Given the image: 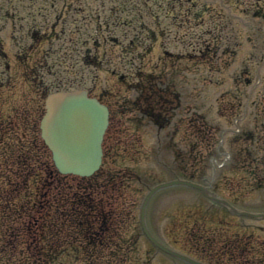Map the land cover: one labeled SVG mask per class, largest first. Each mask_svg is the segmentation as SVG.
<instances>
[{
	"label": "rangeland",
	"instance_id": "1",
	"mask_svg": "<svg viewBox=\"0 0 264 264\" xmlns=\"http://www.w3.org/2000/svg\"><path fill=\"white\" fill-rule=\"evenodd\" d=\"M7 25L10 26V22H7ZM239 28L242 27L238 25L237 29ZM221 40L223 44H218L216 51L212 53L214 59H221L225 56L233 58V56H237L239 53H241L242 59H244L247 56L244 47H249L251 50L257 42L254 38L246 40L245 37L240 41L236 52L232 54L229 49L228 53L224 52L227 48V38L222 37ZM5 46L10 49L8 43H6ZM140 50L141 49H134L133 52H139ZM181 55L187 60L190 59L188 63L192 64L194 61L193 52L190 53L189 50H184ZM128 56L129 54H127L126 60ZM157 57L158 54L156 52H149L148 58L151 63H155ZM241 60L237 63V66H240ZM150 62H147L146 58H144L143 61H137V66L135 62L134 65L136 70H133V73L139 75L127 76L125 79L131 92L127 93L126 101H122L124 106L120 105L119 108H117V114H114L117 120L111 124L110 128L113 132L110 141L114 149L113 155L111 154L112 158L108 159V165L106 166V168L109 166L112 170L111 173L113 174H111L110 178L112 183L115 178L114 173L117 174L118 177L115 178V184H110L105 181L108 184L104 185H111L115 188L112 193L114 197L116 195L117 232L115 233L119 234L122 239L137 238L136 247L133 248V244L131 245L132 249L136 250L131 252V264H185L181 261H175L169 258L160 251L155 249H153V251L151 248H148L147 242L140 235V232H138L137 221L134 223L125 220L124 223H122L120 217L131 212L132 215H135V218H137L139 203L147 192V189L156 182L154 179L158 178V176L161 175V177H163L161 180H166L181 178V176L184 175L191 177L193 173V170L190 173L183 170L181 167L183 163L179 159L181 156L178 155L179 151L187 145L186 140L183 142H180V140L188 133L184 129H181L178 132L174 131L173 135L171 129L162 130L154 125L151 120L144 118V116L140 117L135 110L136 108H134L133 98L135 95H138L136 96L137 103L135 106L140 107V104L144 101V96L140 101L139 92L146 88L149 80L147 82L145 78L143 79L140 73H142L144 69H152ZM196 69V71L182 73L181 77L183 76L187 81L192 78L196 81L197 77L204 74L199 67L196 66ZM150 75L151 77L153 76L152 74ZM179 76L180 75H175V77ZM163 78L164 77H162L161 80ZM119 81H121V79L118 76L116 78L112 77L110 80V90L117 85H121ZM129 84H131V86ZM8 94L9 93H4L5 97H7ZM11 96L12 94L10 93V97ZM2 109L5 111L4 113L10 109L8 100H5ZM112 110L114 112L116 106H113ZM212 110L213 112L216 110L215 102ZM120 112L123 113L119 114ZM7 120L8 122L5 124V128H8L10 125L9 119ZM5 132L10 134L12 130H5ZM30 134H32L31 130H29V135ZM189 138L192 139V137ZM106 145H108V142ZM12 147H15L16 150L19 149V152L22 151L20 145H9L7 149ZM25 148H28L26 152L29 155L38 158L32 160V157L26 153L32 163L40 162V166L36 168L35 171H31L33 176L29 177L27 183L21 186L20 200L22 203L28 202L29 200V204L24 209L21 219L14 218V216L9 214L3 207V204H0L3 210L6 211L4 213V219L0 221V234L1 229H6V227L11 226L13 221L18 222L21 226L20 233H22L20 242L25 239L23 246L22 244H18V246H20L19 251L26 247V252L19 257L18 254L23 250L18 252L16 249L15 252L8 251L6 253L2 252L0 249V264H16V262H20L22 259V264H29L28 261H30L31 264H48L50 260L53 259L56 251L62 250L66 246L65 242L68 225L66 222L67 217L64 216L66 215L65 212H75L76 210L73 209L74 207H72L71 204H67L65 208H62L59 212L54 211V215L48 218L46 202L48 192H59L54 186H60L61 190L66 189L69 192H74L77 186L85 184L77 177L68 176L66 178L61 177L54 179L52 185H49L50 179H48L49 186H47L46 180L48 174L46 172L47 169L50 168L48 151L41 143H34L33 141L32 143H28V140ZM220 151L228 152V148H223L221 145ZM203 157L205 158L206 154L203 155ZM189 161L192 165L193 162H195V160ZM201 161L202 160H199L200 164H196V176L204 170L206 176L204 178L200 177L197 180L202 181L217 194L225 196L233 204L243 209L250 211L264 210L263 181L260 187L254 189L253 185H249L252 184L251 181L253 178H250L251 176H249L248 173L244 175L240 172V175L235 173L232 176H228L222 172L221 167H215L214 170H212L209 164H205L204 161L203 163L207 165L208 169L203 168ZM221 163L222 158H218L216 164L221 165ZM189 164L190 163L187 162V165ZM240 164L243 165V163ZM251 165L252 164L249 163L247 168H250ZM123 167H126L125 169H132L136 174L128 176L129 174L125 172L124 175L119 177V170ZM10 168L11 166L5 168V171ZM196 176L192 177L196 178ZM34 177L37 179L40 177L44 178L45 186L39 193L36 192V179ZM102 177L104 179L106 178L104 176ZM122 181H129L130 186L124 187V185L128 183H123ZM35 201L40 202L36 205ZM111 201L112 200L108 202V205ZM132 203H136L137 206H134ZM69 207H71V210ZM2 208H0V212ZM78 214H81V208ZM148 214L151 228L164 244L171 246V240L175 238L173 231H175V234H180V239L178 241L182 248L181 251L190 253L195 258L205 261L211 260L210 258H212L214 261L213 264H218L217 262H219V264H264V219L258 220L232 216V214L225 211L221 206L202 196L198 191L186 187H173L172 189L159 192L152 198L148 207ZM169 217H172L173 221H178L179 223L174 225L172 233L165 231L171 226ZM32 224L34 225L33 229ZM31 229L32 233H28ZM84 230L85 229H79L77 226L75 235H79V233L84 232ZM34 234L35 236L37 235L36 240L33 239L35 237ZM106 234L108 237L110 234L112 235V233ZM211 238L217 239L219 244L215 245L210 243L208 246V242ZM234 240L239 243V247H234L233 251L228 253L224 252L221 258H218L216 254L212 253L214 249L220 248L224 246V244L230 245ZM176 243L177 241H173V245L176 246ZM1 245L2 241H0V247H2ZM226 246L227 245H225V247ZM208 247H210L212 252L207 250ZM60 254V257L55 259L53 264H88L86 260L88 257L85 252L80 254L79 257H74L72 253L67 252H62ZM40 255H42L43 259L35 262L33 259ZM118 259H123V257H118ZM96 263L98 264L97 260Z\"/></svg>",
	"mask_w": 264,
	"mask_h": 264
},
{
	"label": "water",
	"instance_id": "2",
	"mask_svg": "<svg viewBox=\"0 0 264 264\" xmlns=\"http://www.w3.org/2000/svg\"><path fill=\"white\" fill-rule=\"evenodd\" d=\"M59 96L48 99L42 129L45 141L60 171L90 174L100 163L106 110L80 95Z\"/></svg>",
	"mask_w": 264,
	"mask_h": 264
},
{
	"label": "flooded vegetation",
	"instance_id": "3",
	"mask_svg": "<svg viewBox=\"0 0 264 264\" xmlns=\"http://www.w3.org/2000/svg\"><path fill=\"white\" fill-rule=\"evenodd\" d=\"M254 14H260L261 7H255ZM262 19L259 21V24L254 28L255 38H256V44L253 46V52L252 54V60L250 62H247L244 64V62L241 65L240 68V74L236 77V85L239 86L240 81H245L246 83L250 82L251 76H253L254 69L248 67L250 66H264V13L261 14ZM180 67L177 68V70L180 71ZM181 82L178 81L176 84L177 91L175 93H184V90L182 89ZM239 90V89H238ZM180 104V102H179ZM230 107V106H229ZM246 113V111L244 110ZM257 116H253L251 118H245L248 122H257L258 121Z\"/></svg>",
	"mask_w": 264,
	"mask_h": 264
}]
</instances>
